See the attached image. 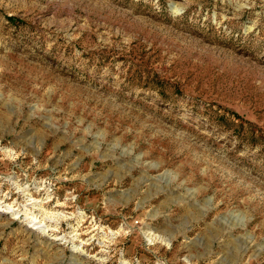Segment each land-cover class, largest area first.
<instances>
[{
    "label": "rangeland",
    "instance_id": "obj_1",
    "mask_svg": "<svg viewBox=\"0 0 264 264\" xmlns=\"http://www.w3.org/2000/svg\"><path fill=\"white\" fill-rule=\"evenodd\" d=\"M0 264H264V0H0Z\"/></svg>",
    "mask_w": 264,
    "mask_h": 264
},
{
    "label": "bare ground",
    "instance_id": "obj_2",
    "mask_svg": "<svg viewBox=\"0 0 264 264\" xmlns=\"http://www.w3.org/2000/svg\"><path fill=\"white\" fill-rule=\"evenodd\" d=\"M26 215H28V214H26ZM36 217H33V219L32 220H34Z\"/></svg>",
    "mask_w": 264,
    "mask_h": 264
}]
</instances>
